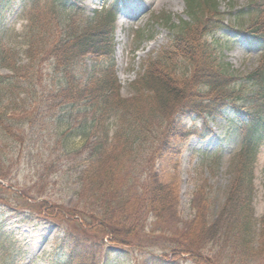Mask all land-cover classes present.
Returning a JSON list of instances; mask_svg holds the SVG:
<instances>
[{
    "label": "trees",
    "instance_id": "16d2710c",
    "mask_svg": "<svg viewBox=\"0 0 264 264\" xmlns=\"http://www.w3.org/2000/svg\"><path fill=\"white\" fill-rule=\"evenodd\" d=\"M4 1L0 0V6ZM28 1L31 7L24 39L27 63L20 65L11 58L9 50L0 47V69L11 72L10 76L0 75V180L5 179L3 165H13L15 155L21 153L17 149L33 139L34 128H29L33 132L27 131L30 121L43 123L57 114L58 122L71 135L65 112L80 106L91 118L77 134L86 139L90 134L96 135L80 152L65 155L68 160L79 156L88 162L79 173V182L87 192L82 205H30L21 200L27 214L40 215L62 227V241L68 252L56 256L53 264H99L98 256L103 257L105 264H126L118 260V253L129 255L130 251L139 253L137 264H181L186 260L199 263L201 252L210 243H221L222 249L227 247L230 258L238 263L249 261L240 251L244 248L246 255L257 253L252 251L251 241L252 200L254 165L264 143V59L247 75H240L228 64L216 63V49L204 38L223 28L222 19L210 26L209 19L197 10L195 0H188L191 23L173 37L167 55L153 64L154 71L135 83L137 98L125 99L121 97L114 63L120 3L81 23L75 18V12L81 8L70 0H52V5L66 14L64 21L46 19L41 12L44 0ZM217 8L215 3L214 13L219 17ZM245 34L264 56V30L256 27ZM187 61L188 70L180 74L176 69L178 62ZM87 62L106 65L98 70L93 66L86 78L80 68L87 67ZM44 66L55 73V88L53 78L43 75ZM33 78L39 89L35 98L38 108L31 112L26 124L25 119L14 122L8 116L10 110L1 111L3 103L11 102V108L18 109L29 95ZM145 90L149 93L146 97ZM108 115L116 116L120 125L111 140L110 132L103 126ZM186 121L191 123L190 127L184 124ZM219 121L221 125L225 123L224 132L242 137L235 179L217 213L198 203L192 205V219L183 222L176 178L167 182L164 179V163H170L181 150L169 141L164 142L162 128L167 130L169 140L177 135L181 139L196 136L206 141L214 136L212 127ZM145 138L157 142L149 163L139 160L146 149ZM171 168L175 169L174 164ZM0 201L11 206L6 199ZM17 209H22L21 204ZM147 214L166 226L168 219L173 220L169 232L173 228L176 235L164 240L166 230L148 224ZM197 216L204 222L199 231ZM175 222L181 227L174 228ZM113 249L117 250L116 256L111 255ZM211 263L219 264L213 259Z\"/></svg>",
    "mask_w": 264,
    "mask_h": 264
},
{
    "label": "rangeland",
    "instance_id": "374dc122",
    "mask_svg": "<svg viewBox=\"0 0 264 264\" xmlns=\"http://www.w3.org/2000/svg\"><path fill=\"white\" fill-rule=\"evenodd\" d=\"M114 1L74 0L77 5L87 8L86 11L78 12L77 21L85 23L87 18L93 16L94 10L103 13L112 6ZM187 1H125L117 21L115 53V76L118 83L119 81L121 83V97L137 98L138 91L135 83L143 76L151 74L153 64L167 55L173 37L181 33L186 24H190ZM42 3L41 12L46 15V19L65 20L66 14L54 7L52 0H44ZM194 3L196 8H199L197 10L209 19L210 26L218 23L220 19L225 20L224 30L218 32L215 39L213 37L216 45L215 59L218 62L229 64L241 75L249 74L261 64L264 56L255 45L249 42V37L243 34L241 29L246 32L252 28L261 27L264 30V0H195ZM215 3L218 5L219 17H216L214 13ZM101 5L102 8L99 7ZM30 7L28 0H5L0 6V47L9 50L11 58L18 61L20 65L27 63L24 39L27 34V16ZM209 40L207 39L208 42ZM189 64L188 61L178 62L176 69L182 74L188 70ZM93 66L92 62H87V67L79 68L81 73L89 78ZM103 66L105 64L95 65L94 69L98 70ZM0 75L10 76L11 72L1 68ZM43 75L53 78L55 88V73L44 66ZM36 83V78H33L29 86V95L18 109L11 108L12 103L6 101L1 111L10 110L8 116L14 122L25 119L26 124L31 112L38 108L35 98L39 96V89ZM146 90L145 97L149 94ZM21 97L24 98V95ZM156 114H159L158 110ZM156 114L154 113V116L158 118ZM65 116L69 118L67 123L71 127V135L66 127L64 130L60 125L57 114L46 118L43 123L30 121L27 124V131L33 132L29 128H34L33 139L17 149V151L21 149V153L15 155L13 165H3L2 173L5 179L0 180L4 186L0 189V198L8 200L11 206H4L0 201V264H53L56 256L68 252L67 244L62 241V227L40 215L27 214L24 203L21 202V200L28 201L30 205L32 202L36 204L49 202L64 205L67 208L82 205L85 199L83 196L87 192L86 186L79 182V173L87 167L88 162L82 161L79 156L68 160L65 155L80 152L88 140L92 142L96 139V135L90 134L86 139L77 134L82 129V125L85 126L91 118L90 115H85L82 107L78 106L77 109L66 111ZM159 116L165 122L162 115L159 114ZM117 120L114 115H108L104 119V130L111 132L109 140L119 129ZM152 123L154 121H150V124ZM184 124L191 126V123L187 121ZM162 130H164V142L169 141L181 150V153L173 157L170 163H164L166 173L164 179L167 182L172 180L171 177H175L178 184L181 221L192 219L194 215L192 205L198 203H203L208 208L212 207L214 213H217L223 206L235 179L237 166L235 157L241 148L240 135L220 131L217 132L218 139L206 142H201L194 136L181 139L177 135L169 140L167 130L164 127ZM214 130L216 131V128ZM144 143L148 150L145 149L144 155L139 160L149 163L152 157L151 150L157 147V142L145 138ZM173 164L175 169L171 168ZM86 178L88 176L84 180ZM79 192L82 193L81 196ZM20 204L22 209L18 210L17 206ZM252 210V233L254 234L251 238L254 246L252 251L257 253L246 255L244 248L240 251V254L245 255L249 261L238 263L236 259L230 258L231 251L227 247L222 249L221 243H218V246L210 243L207 244L206 250L201 252L199 263L186 260L181 264H212L211 259L219 264L264 263V234L261 236L264 230V143L254 165ZM214 216L216 217L217 214ZM147 220L148 224L166 230L164 240L176 235L177 230L173 228L172 232H169L173 220H167L169 226L159 220H153L150 214H147ZM212 221L213 219L210 223ZM206 222H209L208 217ZM196 223H198L196 228L199 231L200 223L203 226L204 222L198 217ZM173 227H181V224L175 222ZM108 255L106 254V257H109ZM111 255L116 256L113 252ZM186 258L190 259L191 256L187 255ZM118 260L126 264H137L140 255L138 252L131 251L129 255L118 253ZM98 261H100L99 264H105L103 257L98 256Z\"/></svg>",
    "mask_w": 264,
    "mask_h": 264
}]
</instances>
